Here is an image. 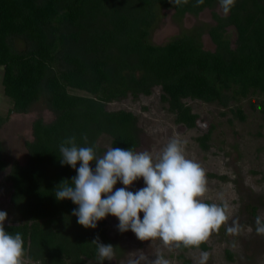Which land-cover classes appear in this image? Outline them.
<instances>
[{
  "label": "trees",
  "instance_id": "obj_1",
  "mask_svg": "<svg viewBox=\"0 0 264 264\" xmlns=\"http://www.w3.org/2000/svg\"><path fill=\"white\" fill-rule=\"evenodd\" d=\"M218 4L219 0H204L199 6L196 0L181 6L169 0H0L1 82L12 103L8 115L27 114L39 101L54 115L50 122L34 120L26 162L14 161L4 176L16 214L4 227L22 235L26 264H100L97 246L91 243L97 235L117 249L103 227L79 225L72 215L77 205L69 199L57 201L54 195L57 185L77 175L60 163L59 147L65 139L74 136L78 146H94L98 156L105 151L98 143L104 135L111 147H138L136 116L109 110V103L149 96L159 87L175 122L194 128L197 115L185 105L186 99L224 108L232 100L256 94L262 98L264 119V0H235L227 17L212 12L215 23L206 29L183 31L163 45L150 41L162 9L172 10L180 20ZM229 26L236 33L234 45L226 33ZM203 32L213 50L203 47ZM8 115H0V128ZM209 138L207 133L196 139L201 149L209 148ZM7 167L0 142V173ZM199 249L206 250V244ZM227 256L233 258L228 251Z\"/></svg>",
  "mask_w": 264,
  "mask_h": 264
},
{
  "label": "rangeland",
  "instance_id": "obj_2",
  "mask_svg": "<svg viewBox=\"0 0 264 264\" xmlns=\"http://www.w3.org/2000/svg\"><path fill=\"white\" fill-rule=\"evenodd\" d=\"M212 12L224 17L219 4L204 9L196 16L186 14L180 20L173 17L172 10L162 9L150 41L155 45H163L183 31L197 26L206 29L215 23ZM226 31L231 45H234V28L229 26ZM201 41L205 49H214L206 32H203ZM2 74L3 68L0 67V115L7 116L12 103L3 93ZM261 99V96L251 94L239 101H230L224 108L217 103L186 99L185 105L197 115L194 128L175 122V115L161 100L159 87H155L149 96H127L107 105L109 110H125L136 116L139 139V145L134 150L136 152L150 151L155 155L173 137L184 141L187 158L197 161L206 170L209 190L205 202H226L229 205V219L204 242L206 250L191 248L184 251L177 247L164 248L159 240L141 241L131 230L121 233L117 228L118 219L109 215L101 220L104 222L102 226L101 221L97 223V228L103 227L118 246L114 250V258L104 261L105 264H128L130 259L139 255L154 259L158 251L162 252L170 264H200L202 253L208 254L205 264H264V235H258L255 230L256 217L260 216L264 220V119L259 106ZM53 118L54 115L48 111L44 102L39 101L27 114L8 115L7 122L0 128L2 157L8 166L5 172L0 173V208L8 214L4 224L14 222L16 217L9 204L11 188L4 182V176L14 161L20 164L26 162V142L33 139L34 120L50 122ZM207 133H210L209 148L203 150L196 139ZM98 143L104 148V153L111 147L110 138L105 135L98 139ZM92 168L94 170L95 165ZM121 187L125 186L117 182L113 191ZM142 187L144 182L141 178L129 186L128 190L135 192ZM140 215L143 218V213ZM234 219H238L242 231L239 235H228L226 228ZM227 251L232 254V259L228 258ZM27 262L25 260V264ZM93 263L87 260L84 264Z\"/></svg>",
  "mask_w": 264,
  "mask_h": 264
},
{
  "label": "clouds",
  "instance_id": "obj_3",
  "mask_svg": "<svg viewBox=\"0 0 264 264\" xmlns=\"http://www.w3.org/2000/svg\"><path fill=\"white\" fill-rule=\"evenodd\" d=\"M169 3L181 6L188 0H169ZM203 3L204 0H196V6ZM219 5L227 17L235 0H219ZM83 139L87 143V136ZM184 143L173 137L155 155L150 151L109 147L98 156L94 146H78L76 138L69 137L59 147L60 163L71 166L77 175L57 185L55 198L57 201L69 199L77 205L72 215L86 229H95L99 221L111 215L119 221V232L131 230L141 241L159 240L167 249L199 248L228 221L229 205L205 202L209 190L206 170L187 158ZM91 162H95L94 170ZM141 178L144 187L129 191L128 187ZM117 182L125 187L113 191ZM7 216L6 211H0V264H25L22 235L5 230ZM255 223L256 233L264 235V220L257 216ZM241 231L238 219L226 228L228 235H239ZM91 243L97 246L100 264L114 258V246L102 243L99 235ZM207 258L208 254L202 253L200 264H205ZM142 262L170 264L159 251L154 259L139 255L128 264Z\"/></svg>",
  "mask_w": 264,
  "mask_h": 264
}]
</instances>
